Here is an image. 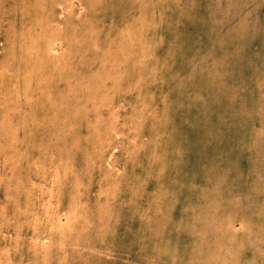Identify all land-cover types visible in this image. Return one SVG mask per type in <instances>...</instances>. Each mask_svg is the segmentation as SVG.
Returning <instances> with one entry per match:
<instances>
[{"label":"rangeland","instance_id":"1","mask_svg":"<svg viewBox=\"0 0 264 264\" xmlns=\"http://www.w3.org/2000/svg\"><path fill=\"white\" fill-rule=\"evenodd\" d=\"M0 264H264V0H0Z\"/></svg>","mask_w":264,"mask_h":264}]
</instances>
